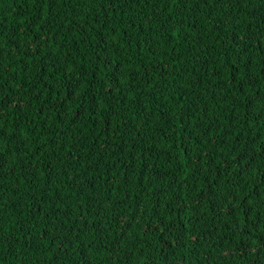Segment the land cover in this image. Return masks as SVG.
<instances>
[{
    "label": "trees",
    "instance_id": "1",
    "mask_svg": "<svg viewBox=\"0 0 264 264\" xmlns=\"http://www.w3.org/2000/svg\"><path fill=\"white\" fill-rule=\"evenodd\" d=\"M0 264H264V0H0Z\"/></svg>",
    "mask_w": 264,
    "mask_h": 264
}]
</instances>
